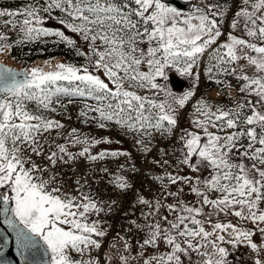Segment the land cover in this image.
<instances>
[{"label":"snow or ice","instance_id":"obj_1","mask_svg":"<svg viewBox=\"0 0 264 264\" xmlns=\"http://www.w3.org/2000/svg\"><path fill=\"white\" fill-rule=\"evenodd\" d=\"M188 2V12L165 0H27L0 8V54L63 45L82 58L52 65L48 57L47 71L0 63V264L13 234L25 264H117L102 251L110 227L104 217L117 201L94 194L86 175L66 190L56 169L86 161L122 193L133 188L123 173L139 169L128 167L131 153L100 147L120 140L68 127L62 118L71 119V106L84 125L118 129L145 155L157 135L174 140L179 153L175 172L168 159L152 161L163 170L151 177L160 193L137 194L142 222L130 224L143 239L133 255L119 236L118 264H228L225 245H246L254 264H264V0H239L234 12L228 0ZM169 70L196 84L202 70L221 91L236 88L238 98L225 105L200 97L181 128L195 90L174 94L159 83ZM120 158L115 173L102 163ZM185 188L194 202L184 199Z\"/></svg>","mask_w":264,"mask_h":264},{"label":"rangeland","instance_id":"obj_2","mask_svg":"<svg viewBox=\"0 0 264 264\" xmlns=\"http://www.w3.org/2000/svg\"><path fill=\"white\" fill-rule=\"evenodd\" d=\"M198 2V0H197ZM220 3H224L225 0H219ZM167 3V2H166ZM228 3L230 5H232V12H234L236 10L237 7H239V0H228ZM172 4V3H169ZM172 6H175L174 4H172ZM178 8V7H177ZM178 10H181L183 12H188L191 10L190 9H182V8H178ZM231 19V14H229L228 20H226L225 24H224V29L225 31L228 30V22ZM48 57H55V59H53L51 61V64L54 65L60 61H65V59L61 56V55H55V56H45L42 58H36V59H32V60H25L23 63L22 62H15L9 55L7 52V49L5 50L4 54H0V59L4 62H8L10 64L13 65H17L19 67H23V68H31V67H41L44 70H49V64H46L45 61L48 59ZM175 74H178L177 72H175V70H169L167 75H168V79L167 80H163L162 78L158 80L159 83H161L162 85H164L166 88H168L169 90H171L174 94H182L186 91H188L189 89H193L195 90V98H200V97H206L208 100H210L211 98L209 97V95L207 96L208 92L206 90H203V92L201 91L202 88V77L200 78V81L198 84H196L195 81H193L191 78L189 77H183L185 78L186 81H184V85L182 87H180L179 89H176L174 85H172L171 80L175 78ZM186 84V85H185ZM233 96H235L237 94V91L235 92V89L233 90ZM193 97V100H194ZM216 97L212 98L213 102L217 103V101L215 100ZM192 113V105L191 103L183 110V112L181 113L180 116V127L181 128H186L189 126V117L190 114ZM99 136H110L114 141L115 140H120L122 143L120 144H116L113 143L111 145H101L100 147L102 148H119L122 150L126 151V148L128 147L127 142L125 140V138L128 140L129 144L131 142L130 137L129 136H125L124 134H118L116 131H104V133L100 134ZM175 143L174 140H164V141H160V145H155L153 147V150L148 153L147 155H143L147 162H146V166L148 167L147 171L145 172V176L144 179L145 182H147L145 185L140 184V183H136V180H138V176L135 178V182L132 184L133 188L131 190H129L126 193H122L120 192L119 195H122V200L120 201L121 205L124 204L127 201L128 198V202H130V204H134L135 198L137 196L138 193H142L146 198L152 199L154 196L158 195L160 193V188L159 186L153 181V179L151 178L152 176L161 174V172L163 171L160 167H158L155 163H153L152 161L155 160H162V159H168L171 164L168 166V171H176V156L179 155L178 152H173L172 150V145ZM126 147V148H125ZM160 148H164L167 150L168 152V156L164 157L161 155V153L158 151V149ZM143 153H140V155H142ZM132 155H134V153H132ZM149 156V157H148ZM136 157V156H135ZM119 160H123L125 162L124 158H120ZM110 161V160H109ZM107 161V162H109ZM155 169L156 173H151L154 172L153 170ZM183 174H189L188 170L185 169ZM150 178V179H149ZM175 190V186H173V189ZM114 194L113 199L115 201H117V203L114 205L117 206L118 201H119V196L117 197L116 193L113 192ZM184 199L186 201H190V202H194L195 201V197L191 194L188 193V189L185 188V196ZM169 202H171V198H169ZM123 209L125 210V207H123ZM122 208H119L118 210L113 209L111 214L107 215L104 217V219L108 222V226L109 227V234L107 237L104 238V245H103V252H107L109 255H112L114 257L117 258V264H118V257L119 255L123 252V244L122 241H120L119 236H125L128 238V240L133 244V255H135L136 253V244L138 241H141L143 239V234L137 232V230L135 228L132 227V225L130 224V220L126 219L124 216V210ZM133 212L130 215H133V220H138V222H142L140 221V212L142 211V208L140 206H135L133 205ZM207 211V209H206ZM166 214V213H165ZM222 219H232L233 222L235 223L236 220L235 218H225V217H221ZM254 240H256L257 242H260V237L259 234H257L256 237H254ZM112 245H116L115 248L112 247ZM225 247H227L229 249V257H228V264H254V260L256 259L255 254L252 253L251 249L248 248L246 245H239V246H232V245H225ZM161 250H164V246L161 245ZM154 253L153 249H149L147 252V255H151ZM195 256V254H193ZM132 264H135V262L133 261ZM192 264H195V259H193Z\"/></svg>","mask_w":264,"mask_h":264},{"label":"trees","instance_id":"obj_3","mask_svg":"<svg viewBox=\"0 0 264 264\" xmlns=\"http://www.w3.org/2000/svg\"><path fill=\"white\" fill-rule=\"evenodd\" d=\"M27 2V0H0V8H4V9H9V10H14L17 9L19 7H21L23 4H25ZM50 26L52 27H58V25H54L50 23ZM3 28V25L0 24V29ZM8 35L12 38V39H16L17 38V34L14 32L9 31ZM83 43V42H81ZM41 50H43V53L41 54ZM61 55L66 61L68 62H72V63H81L82 62V58L78 57L75 55V52L69 49H66L63 45H60L58 48H53L52 45H42V44H24V45H18L17 47H15V49L12 52V56H10L11 58L14 56L15 58H12L15 62H24L25 60H32V59H36V58H42L48 55ZM203 68V66H202ZM201 77H202V88L201 91L203 92V90H206L208 92L207 96L209 95V97L211 98L210 101H213L212 98L216 97L215 100L217 101V103L219 104H225V105H231V103L233 102V100H236L238 98V93L233 96V90L235 89V92L237 91L236 88H231L228 89L227 87H225L224 91H221V89L216 86L213 83H210L205 76L203 75V71L201 70ZM232 84L236 85V81L232 80ZM225 92H228L229 96L225 95ZM199 98H195L194 100H192V103H194L196 100H198ZM77 107L76 106H71L70 107V115H71V119H67L66 117H63L62 119H64L65 123L68 125V127H77L79 129H81L84 133L86 134H90L92 136H99L100 134L104 133V130H99L97 128H95L94 125L89 124V125H84L83 123H81L78 119H77ZM61 118V117H58ZM112 131H116L118 134H123L122 132H120L118 129H111ZM108 130V131H111ZM130 137V144L127 147L128 150H126L129 153H141L138 149V147L136 146V144L134 143L133 139L131 136ZM165 139L161 138L159 135H157L156 139L152 141V147H154L155 145H159L160 141H163ZM145 155V154H142ZM132 159L128 162V167L130 168L132 164H134L132 162V160L134 159V156L131 154ZM149 157V156H148ZM83 161V160H80ZM76 162L75 164H70V165H66V166H58L56 171L61 173V176L65 182V184L68 186L66 190H72L74 189L75 185H74V181L82 176H87L89 179V183L91 184V187L94 191V194H96L100 199L104 200V201H112L114 194L113 192L116 193L117 197L119 196V199H122V195H119L120 192L118 190H116L111 184L108 183L107 177L105 176L104 173L99 172L95 169H93V167L91 165H89L88 162ZM46 163V161H45ZM125 163L123 160H117V161H111L110 163H106L103 162V164L108 167L110 169L111 172L115 173L117 171L118 165L119 164H123ZM148 169V167H147ZM154 172L151 173H156L155 169L153 170ZM131 171H125L123 174L125 176L128 177L129 181L133 184L135 182V178L133 176H135L133 173H130ZM133 174V176H132ZM146 174V173H145ZM144 174V176H145ZM144 176H142L140 178L139 181H137L136 183H140V184H146ZM91 177V178H89ZM96 177H98L99 179H96ZM100 177H104L103 179ZM134 205V204H133ZM133 205L127 204L126 206V210L124 212V216L126 219H130L132 218L130 216V214L134 211L133 210ZM113 209H118V206L113 205ZM134 216V214H133Z\"/></svg>","mask_w":264,"mask_h":264},{"label":"water","instance_id":"obj_4","mask_svg":"<svg viewBox=\"0 0 264 264\" xmlns=\"http://www.w3.org/2000/svg\"><path fill=\"white\" fill-rule=\"evenodd\" d=\"M165 1L169 3H173L176 6L183 8V9H189L191 6L188 0H165ZM0 63H3L8 67L15 68L17 70L25 69L23 67H17L15 65L9 64L2 60H0ZM172 82L176 88H180L184 85V79L182 78V76H179V75H175V78L172 79ZM42 251H43V245L41 242V253ZM3 259H4L5 264H25L24 257L21 256L17 250L14 234L9 237V242L7 246L4 248ZM43 259L46 261L48 258L43 257ZM35 260L40 261L41 255L37 254L35 256Z\"/></svg>","mask_w":264,"mask_h":264}]
</instances>
